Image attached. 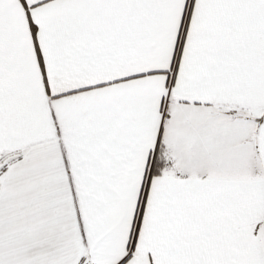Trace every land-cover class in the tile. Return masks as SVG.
<instances>
[{"label": "snow or ice", "instance_id": "obj_1", "mask_svg": "<svg viewBox=\"0 0 264 264\" xmlns=\"http://www.w3.org/2000/svg\"><path fill=\"white\" fill-rule=\"evenodd\" d=\"M0 264H264V0H0Z\"/></svg>", "mask_w": 264, "mask_h": 264}]
</instances>
